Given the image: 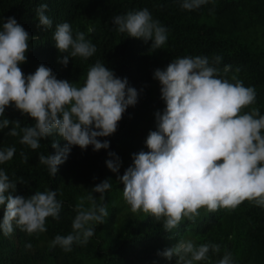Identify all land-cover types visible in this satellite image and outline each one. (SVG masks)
<instances>
[{
    "label": "clouds",
    "instance_id": "9594fccd",
    "mask_svg": "<svg viewBox=\"0 0 264 264\" xmlns=\"http://www.w3.org/2000/svg\"><path fill=\"white\" fill-rule=\"evenodd\" d=\"M209 0H183L181 7L192 11ZM48 4L37 9L38 26L51 29L53 21L46 14ZM116 30L128 37L153 41L152 50L163 48L168 30L155 20L147 8L129 11L113 18ZM91 32L92 29H89ZM34 39L14 17L6 18L0 30V117L15 106L35 123L23 125L20 120L0 119V130L11 125L7 133L20 137V144L32 150L41 147V140L58 134L67 143L63 148L54 140L55 154L39 155L49 174L56 176L73 146L94 151L109 149L113 135L129 106H135L138 92L129 86L127 78H119L101 61L87 72L82 86L57 79L53 70L40 65L25 76L20 65L27 61L29 41ZM60 53H67L59 62L65 67L70 58L87 60L94 56L96 46L85 33H73L70 23L56 25L53 34ZM221 56L176 57L166 69H156L154 79L161 85L164 110L157 111V128L145 141L148 151L132 155L133 164L118 179L123 183V198L133 213L142 211L162 223L172 233L182 221L195 222L200 210L215 212L221 208L234 211L244 201L264 207V115L258 107L254 87H246L236 75L228 78L231 65L221 70ZM239 70L237 69V72ZM245 109H248L245 111ZM14 146L0 148V165L11 161ZM24 163L28 156L20 153ZM107 167L119 173L122 161L109 152ZM23 178H10L0 169V206H5L0 232L9 237L14 225L29 236L47 231L46 220L60 219L62 201L55 190L36 191L25 197L18 195L17 184ZM112 188L109 180L94 186L87 196L79 198L72 232L57 235L52 246L72 251L73 244L86 245L96 227L109 216L105 193ZM93 193H100L97 199ZM90 206L86 207L85 202ZM99 201V202H98ZM172 238L173 235H172ZM31 248V244L26 245ZM215 243L197 246L191 240L180 239L160 255L177 264H198L210 260V252L219 254ZM217 264H234L225 251Z\"/></svg>",
    "mask_w": 264,
    "mask_h": 264
},
{
    "label": "trees",
    "instance_id": "16d2710c",
    "mask_svg": "<svg viewBox=\"0 0 264 264\" xmlns=\"http://www.w3.org/2000/svg\"><path fill=\"white\" fill-rule=\"evenodd\" d=\"M43 3L48 4L46 14L53 21L51 29L38 26L36 9ZM182 3L183 0H0V30L6 18L14 17L34 37L29 41L27 61L20 65L25 76L45 65L57 79L82 86L89 68L99 60L117 77L127 78L129 86L138 92L136 105L128 107L117 131L99 138L108 140L110 148L94 151L91 145L86 150L73 146L68 159L58 166L56 176L39 163V155L55 154L51 147L54 140L63 148L67 142L62 137L54 134L42 139L41 147L32 150L20 144L19 136L7 135L11 125L0 130V148L14 146L17 150L0 169L10 178L22 177L26 182L17 184L16 194L29 197L36 191L55 190L57 199L63 202L60 219L47 218L44 233L29 236L15 225L9 237L0 232V264H177L178 257L169 260L159 253L180 239L191 240L197 246L220 245L219 254L210 252V260L198 264H217L225 251L232 254L234 264H264V207L254 202L246 200L234 211L221 208L209 213L201 209L195 222L184 220L170 234L151 215L133 213L123 198L124 185L118 177L133 164L134 153L148 151L145 141L149 132L157 128L155 113L166 107L154 72L166 69L174 58L221 56L218 67L222 70L231 65L230 80L236 75L246 87L256 89L254 106L264 115V0H209L192 11L183 9ZM144 8L168 30L163 48L152 50L153 41L145 43L115 28V16ZM64 22L71 24L74 34L84 32L96 46L93 57L70 58L66 67L59 62L67 53L59 52L53 34L56 25ZM3 118L20 120L23 125L35 123L14 105L6 108L5 117L0 119ZM21 152L28 156V163L23 162ZM109 152L116 153L122 161L118 174L107 167L106 161L112 158ZM109 179L112 188L104 194L109 213L106 222L96 227L86 245L73 244L70 252L53 247L57 235L72 232L79 198ZM93 195L99 199L101 194ZM85 206L90 204L86 201ZM5 208L0 206V222Z\"/></svg>",
    "mask_w": 264,
    "mask_h": 264
}]
</instances>
